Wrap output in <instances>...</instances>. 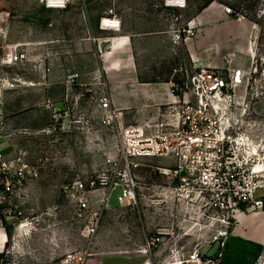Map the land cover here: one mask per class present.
Returning a JSON list of instances; mask_svg holds the SVG:
<instances>
[{"label":"built area","instance_id":"2783aa9c","mask_svg":"<svg viewBox=\"0 0 264 264\" xmlns=\"http://www.w3.org/2000/svg\"><path fill=\"white\" fill-rule=\"evenodd\" d=\"M56 1L58 3L45 0V4L48 8L59 4L64 9L70 2ZM164 1L166 6L173 3V7L186 6V0ZM223 9L230 18H246L231 6ZM103 20L101 26L105 29H121L120 21L116 22L115 18L111 19L115 21L112 26H106ZM183 33L194 35L195 27L189 24L183 27L178 31V39ZM94 41L101 53V39L94 38ZM34 45H8L0 58V142H10L14 134L8 126L6 92L27 83L21 74L9 73L4 68L25 67L31 60L43 61V55L35 54ZM49 70V66H44L45 72ZM184 73L171 82L176 100L156 107L141 121H128L124 111L113 105L103 68L97 70L88 83L81 81L77 71L67 74L64 105L62 108L53 103L49 105L52 113L48 127L51 131L90 132L95 125H101L115 131L117 144L104 172L88 180L76 179L63 187L73 209L72 218L91 242L80 251L63 255L56 264L88 263L93 257L92 240L104 212L111 208L114 195L120 206L138 205L140 184L136 170L140 160L164 161L157 167L167 178L163 194L173 205L189 213L203 210L209 219L222 218L226 222L237 214L262 210L264 201L259 191L264 189V154H261L264 152V124L255 119L253 110L264 95V70L261 72L256 65L255 56L249 70L195 65ZM27 155L24 150H16L12 157H5L0 151V199L20 195L40 178V164L29 161ZM258 163L263 164L262 169H256ZM162 235L160 232L146 238L143 253L147 259L143 264H153L152 258L163 244ZM227 235L220 232L224 239H215L221 249L217 256L204 257L194 252L184 260L180 254L176 255V261L214 264L223 255ZM179 248L176 244L171 250ZM258 264H264V246Z\"/></svg>","mask_w":264,"mask_h":264},{"label":"rangeland","instance_id":"374dc122","mask_svg":"<svg viewBox=\"0 0 264 264\" xmlns=\"http://www.w3.org/2000/svg\"><path fill=\"white\" fill-rule=\"evenodd\" d=\"M208 1L186 0L185 8H179L173 7L174 3L166 6L164 0H70L61 9L48 8L45 0H0V58L8 45L35 44V54L47 57V61L55 57L65 60L71 54L69 50L74 52L86 45L92 39L90 36L101 35L102 19H113L115 15L125 25L136 24L140 31L155 33L167 27L179 31ZM213 3L221 8L231 6L255 23L256 65L262 72L264 0H214ZM112 37V33L108 35ZM146 61L151 62L155 70L151 76L155 79H165L171 70L179 67V62L173 59L148 58ZM4 71L22 75L27 68L13 66ZM253 111L255 119L264 124V95ZM50 123L48 120L43 126L31 124L13 130L17 149L27 152L29 161L40 164L41 175L20 195L0 199L9 233L0 264H56L63 255L80 251L91 242L72 218L73 209L63 187L76 179L88 180L105 171L108 158L116 151L115 131L101 125H95L90 132L51 131ZM3 146L0 144V149ZM139 162L138 205L120 206L116 196L112 197L111 208L104 212L92 240L93 257L87 264L95 257L115 264H124V260L143 264L147 259L143 253L146 238L160 232L164 240L152 258L153 264H181L176 261V255L180 254L184 260L194 252L207 257L216 244L215 239H224L220 232L231 233L239 214L225 222L222 218L209 219L203 210L189 213L173 205L163 194L167 178L157 170L164 161ZM254 212L257 211L247 214ZM176 244L180 248L172 251ZM258 258L254 264H258Z\"/></svg>","mask_w":264,"mask_h":264},{"label":"crops","instance_id":"0c3cea01","mask_svg":"<svg viewBox=\"0 0 264 264\" xmlns=\"http://www.w3.org/2000/svg\"><path fill=\"white\" fill-rule=\"evenodd\" d=\"M121 29H105L101 24V35L92 38L80 49L72 50L65 60L48 59L32 61L26 65L27 72L22 74L26 84L6 92L5 107L8 126L11 130L31 124L43 126L51 120L53 103L62 108L67 91L66 78L71 71L81 74V81L90 82L93 74L103 68L109 82L113 105L124 111L127 119L141 121L150 116L156 107L170 104L176 100L171 92V82L178 80L185 71L195 65H211L217 68H240L249 70L256 56L257 31L255 23L247 18L237 20L225 14L216 3L196 13L189 25L195 27L194 35L182 34L169 27L162 31H140L137 25H125ZM101 23V22H100ZM112 38H108L109 34ZM94 38L101 39V53ZM80 50V51H79ZM158 56V57H157ZM50 58V56H49ZM152 58L173 59L179 67L170 71L169 77L155 79ZM41 64L35 67V64ZM28 66V67H27ZM49 66V72L44 71ZM40 68V70L38 69ZM181 70V71H180ZM178 71V72H176ZM31 74V76H27ZM30 82L37 83L36 85ZM0 149L5 157H12L16 150L15 136ZM0 188H2L0 184ZM264 201V189L259 191ZM0 200V255L9 242L5 218ZM264 245V205L262 210L248 215H238V222L226 237L223 255L214 264H254ZM221 251L218 244L213 245L209 256H217ZM95 257L90 264H115L114 261ZM124 264H130L124 260Z\"/></svg>","mask_w":264,"mask_h":264},{"label":"bare ground","instance_id":"6f19581e","mask_svg":"<svg viewBox=\"0 0 264 264\" xmlns=\"http://www.w3.org/2000/svg\"><path fill=\"white\" fill-rule=\"evenodd\" d=\"M49 2H52V3H58L56 0H49ZM171 2H175V0H171ZM61 5H53L52 7L53 8H60ZM104 24L106 26H112L113 23H115V21H112L110 18H104ZM254 149H255V152H258V149H257V146L254 145ZM263 168V164L261 163H258L257 166H256V169L259 170V169H262Z\"/></svg>","mask_w":264,"mask_h":264},{"label":"trees","instance_id":"16d2710c","mask_svg":"<svg viewBox=\"0 0 264 264\" xmlns=\"http://www.w3.org/2000/svg\"><path fill=\"white\" fill-rule=\"evenodd\" d=\"M214 2V0H209L207 3H206V6L204 7V8H206V7H208L209 5H211L212 3ZM202 9H199V11H201ZM2 255V254H1ZM1 255H0V257H1Z\"/></svg>","mask_w":264,"mask_h":264}]
</instances>
